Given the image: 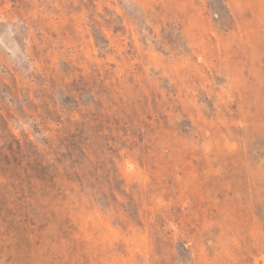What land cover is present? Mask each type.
<instances>
[{
  "label": "rangeland",
  "instance_id": "rangeland-1",
  "mask_svg": "<svg viewBox=\"0 0 264 264\" xmlns=\"http://www.w3.org/2000/svg\"><path fill=\"white\" fill-rule=\"evenodd\" d=\"M0 264H264V0H0Z\"/></svg>",
  "mask_w": 264,
  "mask_h": 264
}]
</instances>
